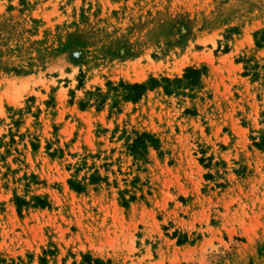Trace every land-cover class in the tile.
<instances>
[{"label":"rangeland","instance_id":"1","mask_svg":"<svg viewBox=\"0 0 264 264\" xmlns=\"http://www.w3.org/2000/svg\"><path fill=\"white\" fill-rule=\"evenodd\" d=\"M0 264H264V0H0Z\"/></svg>","mask_w":264,"mask_h":264},{"label":"trees","instance_id":"2","mask_svg":"<svg viewBox=\"0 0 264 264\" xmlns=\"http://www.w3.org/2000/svg\"><path fill=\"white\" fill-rule=\"evenodd\" d=\"M199 77L200 69L187 66L183 70L182 77H174L172 79H169L168 77H162L160 80H158L154 77H149L143 82L125 83L123 81H119L118 85H113L110 81H107L106 85L108 88L105 93L101 91L100 87H96L94 91H87L85 93V101L81 100L79 102V106L81 109H83L91 100L98 102V104H103L111 92H113L115 96H120L124 101L136 102L147 89H152L161 84L165 93H171L172 90L181 88L183 86L191 89L192 87L198 85ZM156 142L157 140L152 134L142 132L134 139L132 143H130L129 151L135 158L139 159L144 153H146L148 147L156 148ZM70 186L76 190H81L78 185H74L73 183H70ZM37 204L42 207L46 205V203L41 200H39Z\"/></svg>","mask_w":264,"mask_h":264}]
</instances>
